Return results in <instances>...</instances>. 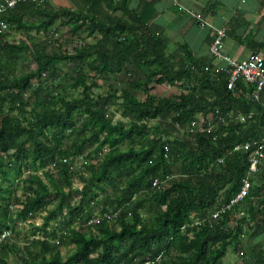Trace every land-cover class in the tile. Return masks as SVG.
I'll return each instance as SVG.
<instances>
[{
  "label": "trees",
  "instance_id": "trees-1",
  "mask_svg": "<svg viewBox=\"0 0 264 264\" xmlns=\"http://www.w3.org/2000/svg\"><path fill=\"white\" fill-rule=\"evenodd\" d=\"M69 1L0 14L8 26L0 30V235L42 218L21 248L0 242V264L10 255L13 264H222L229 251L264 264V162L248 195L231 204L250 156L234 148L262 135L264 92L251 100L242 80L228 90L229 70L187 44L172 49L126 0ZM249 47L264 56V43ZM97 80L104 94L93 92ZM152 85L179 93L156 96ZM215 109L231 121L208 130ZM61 246L73 250L62 255Z\"/></svg>",
  "mask_w": 264,
  "mask_h": 264
},
{
  "label": "crops",
  "instance_id": "crops-1",
  "mask_svg": "<svg viewBox=\"0 0 264 264\" xmlns=\"http://www.w3.org/2000/svg\"><path fill=\"white\" fill-rule=\"evenodd\" d=\"M56 1L48 0L52 7L71 5L69 0ZM126 1L130 9L148 19L151 30L165 37L172 49L187 44L195 58L212 60L217 70L224 69L225 64L210 54L213 29H225L224 53L237 61L253 54L249 43H264V0ZM191 11L200 13L209 26L200 27Z\"/></svg>",
  "mask_w": 264,
  "mask_h": 264
},
{
  "label": "built area",
  "instance_id": "built-area-1",
  "mask_svg": "<svg viewBox=\"0 0 264 264\" xmlns=\"http://www.w3.org/2000/svg\"><path fill=\"white\" fill-rule=\"evenodd\" d=\"M45 0H5L2 4H0V14L5 13L11 9H14L15 6L19 3H41ZM191 16L196 19L198 25L200 27L209 26L207 22L202 18L200 13H196L191 11ZM8 28L7 24L4 22H0V30L6 31ZM214 31V38L210 47V54L211 56L225 64L226 70H229V81L227 85L228 90H233L235 84L240 80L244 81L245 83L251 85L254 89L251 92L250 99L253 101L260 100L261 94L264 92V56L261 54H250L248 58L237 61L233 58H230L228 55L224 53V46H223V39L225 37V29L224 28H217L213 29ZM252 114H249L248 117H251ZM200 116L197 118V122L191 123L190 127H198L200 123ZM208 121V130H211L214 125L221 126L226 125L231 121V116L223 117L220 114V111L215 109L213 112L207 115L206 117ZM234 119L238 122H245L247 117L242 114H237ZM188 126V127H189ZM176 128L182 130L180 125H176ZM244 150L246 152H250L249 156V166L248 171L244 179L242 180V185L240 191L231 201V204H238L244 200V198L248 195L251 185V177L256 176L260 172V168L262 163L264 162V129L263 133L260 138L254 140L252 142L245 143L244 145H238L234 148L235 152ZM64 163L67 162V159L63 160ZM73 168V167H72ZM264 170V169H263ZM154 187L159 185V181L156 179L153 181L152 184ZM230 205L225 206L221 211H214L212 212L205 220L198 221L192 226L199 225L200 223L206 221L210 223L212 220L217 219L221 216L224 209H228ZM98 220H92L90 223H97ZM11 237V231L7 230L4 231L0 235V242L7 240Z\"/></svg>",
  "mask_w": 264,
  "mask_h": 264
},
{
  "label": "rangeland",
  "instance_id": "rangeland-1",
  "mask_svg": "<svg viewBox=\"0 0 264 264\" xmlns=\"http://www.w3.org/2000/svg\"><path fill=\"white\" fill-rule=\"evenodd\" d=\"M60 1H61V3H65V0H63V1L60 0ZM55 3L56 4H60L59 0H57ZM60 33L64 34V37L66 38L65 31H61ZM20 37L21 36H15L16 41ZM58 37H60V35ZM39 39L40 38H38L37 40H39ZM65 41H67V40L62 39V42H65ZM90 41L91 40H89V42ZM57 46H58V44H53V47H49V49L50 50H57ZM29 64H30V68H32V69H34L37 66V63L34 60L29 61ZM60 68H61V70L63 72L67 71V68H66L65 65H60ZM47 78H48V80L53 81L51 79V74L50 73L47 74ZM54 80H55V82L62 81L63 80V73H60V76H58V79L56 78ZM72 85H73V81H65V83H64L65 90H67L68 92H73L71 90V86ZM93 86H94L93 87V92L95 94H104L106 92L107 84L104 83L101 80H97ZM152 86H153L152 94H154L156 96L173 97V96H175V95H177L179 93V89L177 87H168V86H165V85H152ZM112 109H114V107H112ZM118 117H119V114H117L116 118H118ZM161 125H163L166 128L169 127L168 124L161 123ZM103 152L105 153V149L103 150ZM101 157H102V153L101 152L98 153V154H93L92 155V158H93L94 161L99 160ZM84 161H85V159H83V158H81L80 160L78 158L75 159V166L78 167V169H79L81 166H83L82 162H84ZM37 174L39 176L43 177L41 171H38ZM26 177H27V171L22 176V178L25 179ZM73 186L74 187L80 186V182H79L78 179H76L74 181ZM21 193H22V189L19 188L16 194H17V196H20ZM51 199H53V196H50L47 199V201H50ZM48 206H52V205L49 204ZM41 223H42V218L41 217H35L33 219L28 220L25 223H23V222L22 223H18L17 227H16V229H17L16 235H15V232H14L13 235H11V237H10V241H9L10 244L16 245L17 248H21L23 246V244H25V239H27L28 241H31V239H32V235H31L32 224H35L36 226H39ZM52 224L54 225L55 223L53 222ZM245 242H248V240L244 239V243ZM69 249L73 250V247L61 246L60 247V252H61L62 255H66L69 252ZM6 262L8 264H13L12 255L8 256ZM222 264H245V262L242 259H238V257L233 255L232 251H229V253L227 254L226 258L223 260Z\"/></svg>",
  "mask_w": 264,
  "mask_h": 264
}]
</instances>
